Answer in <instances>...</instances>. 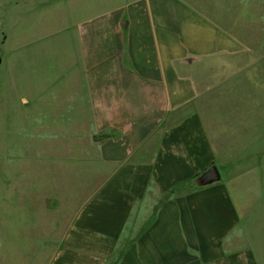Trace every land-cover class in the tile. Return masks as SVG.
Returning <instances> with one entry per match:
<instances>
[{
  "label": "crops",
  "instance_id": "obj_1",
  "mask_svg": "<svg viewBox=\"0 0 264 264\" xmlns=\"http://www.w3.org/2000/svg\"><path fill=\"white\" fill-rule=\"evenodd\" d=\"M260 23L264 0H98L56 40L63 56L40 71L18 56L19 120L61 170L32 186L69 208L45 264H264V199L235 188L250 169L234 172L218 145L234 133L211 116L230 105L242 121L223 84L254 76ZM212 165L219 179L198 185Z\"/></svg>",
  "mask_w": 264,
  "mask_h": 264
},
{
  "label": "rangeland",
  "instance_id": "obj_2",
  "mask_svg": "<svg viewBox=\"0 0 264 264\" xmlns=\"http://www.w3.org/2000/svg\"><path fill=\"white\" fill-rule=\"evenodd\" d=\"M72 5L74 13L70 16V6L65 0H0V264H45L68 223L69 208L56 210L48 199L39 202L38 192L32 186L38 182L35 179L40 174L57 177L61 170L37 161L32 128L28 125L25 128L19 120L17 65L18 56L29 55L35 60L26 64L31 66V71L35 66L40 71L47 67L50 56L54 61L55 55L63 56V47H55L56 40L60 42L65 35L70 36V31L65 32L70 19L80 18L86 9L88 12L95 9L98 0H74ZM257 25L263 27L262 33L258 31L257 35L264 36V23ZM258 51L263 59L255 65L249 63L250 69L247 68L255 72L253 77L239 81L240 84H223L240 89L239 104H243L245 110L237 112L243 115L242 121L236 120V112L231 111L233 106L230 105L225 107L226 112L219 110L211 116L218 117L234 133L229 138L223 130L225 138L218 144L222 151L226 149V159H231L235 168L238 166L234 172L250 169L242 170L234 180L235 188L241 189L243 197L253 195L264 199V108L252 109V100L258 97L264 104V93L257 92L258 86L264 88V48ZM40 136L43 138V134ZM225 169L220 166L223 177L229 170Z\"/></svg>",
  "mask_w": 264,
  "mask_h": 264
},
{
  "label": "water",
  "instance_id": "obj_3",
  "mask_svg": "<svg viewBox=\"0 0 264 264\" xmlns=\"http://www.w3.org/2000/svg\"><path fill=\"white\" fill-rule=\"evenodd\" d=\"M220 177L218 168L215 165L210 166L202 174L196 177V183L198 185H204L218 180Z\"/></svg>",
  "mask_w": 264,
  "mask_h": 264
}]
</instances>
